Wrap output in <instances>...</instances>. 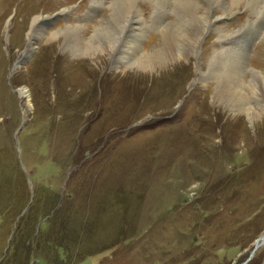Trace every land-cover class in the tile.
<instances>
[{
	"label": "rangeland",
	"instance_id": "obj_1",
	"mask_svg": "<svg viewBox=\"0 0 264 264\" xmlns=\"http://www.w3.org/2000/svg\"><path fill=\"white\" fill-rule=\"evenodd\" d=\"M96 1L0 0V264H264V111L236 119L233 96L215 98L228 82L264 105L263 0H220L154 80L128 64L165 50L156 13L167 25L189 1L131 0L140 51L83 61L90 85L62 44L84 47L121 0ZM124 35L116 50L134 47Z\"/></svg>",
	"mask_w": 264,
	"mask_h": 264
},
{
	"label": "bare ground",
	"instance_id": "obj_2",
	"mask_svg": "<svg viewBox=\"0 0 264 264\" xmlns=\"http://www.w3.org/2000/svg\"><path fill=\"white\" fill-rule=\"evenodd\" d=\"M130 1L131 0H128V1H122L121 0V1H117L116 3L113 2L115 6H117L118 8L119 7H121V8L118 9L117 7L114 6L116 8V11H114V12L112 11L113 14H112L110 20L106 23V25L102 24V25L96 27V30L94 31V35H93L92 39L89 40L85 44L84 47L81 46V45H77L76 42L74 43L75 40H71V37H72V35H71L72 33L71 32H65L64 33L66 40H63V44H62L63 48L64 49H69V51H70V53L72 55V58L69 61L72 62V63H75L76 64V68H78V66H79V68L81 69V72L79 73V76L81 75L80 78L87 77V79H88V78H90L91 75L96 73L94 71V69H91L90 67L85 68L84 65H85L86 60L94 62L95 65H96L95 67H97L100 70L101 65L103 64L105 58L108 57V58H111V60L113 58V61H115V56L112 57L113 54L117 55L118 52H119L122 55L121 57L124 58V57L127 56V55L125 56L126 49L127 50L135 49L137 52L140 51L139 47H141V44H139V42H140V39L142 38V36L140 34H138V31H137L138 28L136 27L138 25H135L140 20V17H139L140 14L138 15V13H139L138 9H134V7H133L134 2L132 3ZM155 1H157V0H155ZM160 1H161V3H159V4H160L161 7H162V5L167 3V0H160ZM185 1H189L188 3H190V2L192 3V4H190V9L192 11H186L185 10L186 9V5L188 6V3H184V4L182 3L181 4L180 0H177V3H175V4L176 5H180L181 4L180 6L176 7V11H177L176 18L177 19H176V21L172 20L173 22H169L167 25H165L166 24L165 21L163 23V18H162L163 14H165V13H163L162 11H158L156 13V16H157L158 20H154V22L160 28L163 26V28H162V32H163V35H164V41H163L164 42V48L163 49H165V50L162 51V52H159V54H157L156 56L146 55L145 54V55L141 56L140 58L137 57L136 59L131 61L128 64L129 65L128 69H131V71L133 72L132 74L135 73L136 76L140 75L142 78L146 77L147 74H149V76L150 75L152 76V80H154L153 79L154 78V74L155 73H159V72L162 73L163 71H161V70L163 68L164 69L167 68V64L169 62H173V61L177 62V61H179V59H181L182 55H184V53L186 52L187 48L190 47L189 45H190V43L192 41H193L194 45H195V42H197L198 39L200 41V39L202 38L201 35H202L203 31H204V29H201V30H198V29L196 30L195 29L196 32L192 33V29H194L195 27L191 29V32H189L190 31L189 28H188L189 31H185L184 29H186L190 24H193L195 20H200V21H203V22H205V21L207 22L209 16H210V18L214 17L213 16L214 10H216V8L219 5H221L220 4V0H185ZM230 1L232 3L238 2V0H230ZM96 2H99V0H97ZM135 2H137V1H135ZM175 2H176V0H175ZM197 2H200V5H202L203 3L205 4V8H203V11L201 12V16H199L197 14L198 11L196 12L197 7H200V5L197 4ZM221 2L225 3L224 4V6H225L227 0H221ZM211 3L213 5H212V8L210 9L209 6L211 5ZM193 5H194V7H193ZM109 9H111V7ZM225 9L227 10L228 8L225 7ZM94 10H96L95 7H94ZM223 11H225V10L223 9ZM227 11H225V12H227ZM230 11H228V12H230ZM194 12H196V13L194 14ZM224 16H225V14H224ZM34 22L35 21H33L32 25H31L30 36H31L32 32L34 33V36H35L36 34H38L37 32L39 31L38 28H39L40 25H35ZM205 24L206 23H202V28L205 26ZM210 26H212V25H210ZM261 30L258 29L257 34L252 36V38H251L252 40L248 39V41H247L248 46H250V43H252L256 39V37L260 34ZM216 31H218V30H216ZM178 32H179V34H177ZM123 34H125L124 35L125 38L123 37L124 39L122 40L123 41L122 43L128 44V43L132 42L134 44V47L131 48V45H128V46L124 45L125 46L124 47L122 45V47H124V48H122L120 46L121 49L120 50H116V47L118 46L119 40L121 41V37H122ZM188 34H189V38H187L188 40L186 42L184 38ZM61 35L63 36V39H64V35L62 33H58L56 35H52L51 40H55V39H57L58 36H61ZM31 38H32V36H31ZM181 42H184V43L186 42V43L185 44L184 43L181 44ZM234 43H236V42H234ZM30 44H31V41H29L28 48H26V52L24 54V57H25V55H28L32 51ZM120 45H121V43H120ZM247 48L243 49L242 47H238L237 50H239V52L241 54H247V52L249 50ZM117 49H119V48H117ZM188 53H189V51H188ZM234 56L236 57V54H234ZM63 58H65V56ZM73 58H75L77 60H73ZM220 59L221 58L219 57L217 59V61L215 62L216 63L215 66H217L218 68L219 67H224L225 64H226V63H221ZM229 59L231 60L230 63H228V64H230V69L228 67L226 69H227V72L230 75V73H232L233 71H234V73H236L235 70H238L239 68H241L240 67L241 63L239 64V62L237 60H234V58L231 59L230 58V54H229ZM83 61H85V62H83ZM75 64H72L71 68L73 66L74 69L73 68L72 69L76 71V68L74 66ZM228 64H226V65H228ZM68 66H70V64ZM167 71L168 70H166V72ZM227 72L225 71V73H227ZM234 73H233V75H234ZM215 74L213 72L211 73V75H213V76ZM229 75H228V77H229ZM231 76L232 75H230V77ZM204 77H207V76H204ZM208 77H209V74H208ZM223 77H225V76L223 75ZM94 78H95V76L92 77V80ZM240 78H241V76H240ZM92 80H91V78H90V80L88 79V83L90 85H91ZM117 81L120 82L121 84H125L124 82H126L125 80H122V79L121 80L117 79ZM93 82L94 83L96 82V78H95V80H93ZM224 83L225 84L222 87V89L218 90L215 93V98L221 99V97H224L225 94L230 93V96H233V98L235 99L234 100V104L230 105V107L239 106L238 110L235 111L237 113V117L235 116L236 119H240L239 116L241 114H243L250 121H254L256 119L257 120L259 119L258 121H261L262 118H263L262 114H263V111H264V105H261L260 103H258L259 101L257 99L253 100V102L256 101L258 104H256L255 102L254 103L252 102L250 104L248 101H241L240 100V89H237L238 88V84H235L234 86L233 85L229 86L228 82H224ZM227 87H229V88H227ZM250 87H252V85ZM133 88L134 87H132L131 89H133ZM18 95L21 98L22 97H27V89L25 87H22V88L18 89ZM255 245L257 246V244H255Z\"/></svg>",
	"mask_w": 264,
	"mask_h": 264
},
{
	"label": "water",
	"instance_id": "obj_3",
	"mask_svg": "<svg viewBox=\"0 0 264 264\" xmlns=\"http://www.w3.org/2000/svg\"><path fill=\"white\" fill-rule=\"evenodd\" d=\"M264 243V233H263V235H262V237L258 240V241H256V243L255 244H257V246L255 245L254 246V249H257V247L261 244H263Z\"/></svg>",
	"mask_w": 264,
	"mask_h": 264
}]
</instances>
